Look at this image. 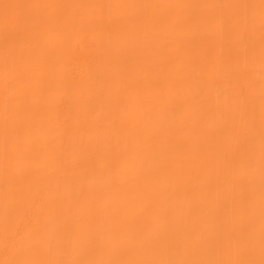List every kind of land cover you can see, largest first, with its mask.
Returning a JSON list of instances; mask_svg holds the SVG:
<instances>
[{"label":"bare ground","instance_id":"1","mask_svg":"<svg viewBox=\"0 0 264 264\" xmlns=\"http://www.w3.org/2000/svg\"><path fill=\"white\" fill-rule=\"evenodd\" d=\"M0 264H264V0H0Z\"/></svg>","mask_w":264,"mask_h":264}]
</instances>
